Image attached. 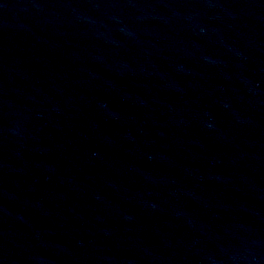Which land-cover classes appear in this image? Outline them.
Segmentation results:
<instances>
[{"label": "water", "instance_id": "95a60500", "mask_svg": "<svg viewBox=\"0 0 264 264\" xmlns=\"http://www.w3.org/2000/svg\"><path fill=\"white\" fill-rule=\"evenodd\" d=\"M0 264H264V0H0Z\"/></svg>", "mask_w": 264, "mask_h": 264}]
</instances>
